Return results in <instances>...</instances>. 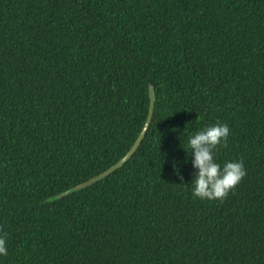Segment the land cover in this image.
<instances>
[{"label": "trees", "instance_id": "16d2710c", "mask_svg": "<svg viewBox=\"0 0 264 264\" xmlns=\"http://www.w3.org/2000/svg\"><path fill=\"white\" fill-rule=\"evenodd\" d=\"M106 178L60 198L123 158ZM247 175L194 198L187 137ZM3 264H264V0H0Z\"/></svg>", "mask_w": 264, "mask_h": 264}, {"label": "clouds", "instance_id": "9594fccd", "mask_svg": "<svg viewBox=\"0 0 264 264\" xmlns=\"http://www.w3.org/2000/svg\"><path fill=\"white\" fill-rule=\"evenodd\" d=\"M231 129L227 123L217 121L196 130L187 137V147H182L188 156L185 161H173L174 173L180 180L179 163H187L191 159L194 169L190 185L194 198L201 200H223L247 175L242 160L218 162L219 148L226 147ZM8 256L6 234H0V258ZM0 264H3L0 259Z\"/></svg>", "mask_w": 264, "mask_h": 264}, {"label": "water", "instance_id": "95a60500", "mask_svg": "<svg viewBox=\"0 0 264 264\" xmlns=\"http://www.w3.org/2000/svg\"><path fill=\"white\" fill-rule=\"evenodd\" d=\"M149 95H150V105H149V111H148L147 119H146L144 126H143L139 136L137 137L135 143L130 148V150L126 153V155L123 158H121L115 165L111 166L109 169H107L106 171H104L103 173L98 175L97 177H94V178H92V179H90V180H88L82 184L77 185L76 187L54 197V199L63 198L65 196L71 194L72 192L79 191L81 189L87 188L88 186L95 184L96 182L106 178L107 176L112 174L114 171L121 168L133 156V154L137 151L138 147L140 146L142 140L144 139V137H145V135H146V133L150 127L152 116L154 113L155 93H154V90L152 87L150 88Z\"/></svg>", "mask_w": 264, "mask_h": 264}]
</instances>
